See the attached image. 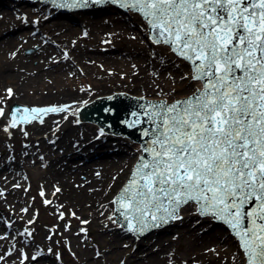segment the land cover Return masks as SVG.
Listing matches in <instances>:
<instances>
[{
	"label": "rangeland",
	"instance_id": "rangeland-1",
	"mask_svg": "<svg viewBox=\"0 0 264 264\" xmlns=\"http://www.w3.org/2000/svg\"><path fill=\"white\" fill-rule=\"evenodd\" d=\"M81 20V24L72 25L71 17L59 18V10L54 9L53 5H45L35 0H13L10 8L0 9V107L5 112V115L0 117V158L3 157V160L0 161V169L5 164L9 166L12 164L15 169L13 174L8 168L1 170L10 175L14 186L8 187L5 180L0 188V220L13 242L26 252H29L26 249L29 244L41 240L39 233L43 230L48 237V244L44 250L34 249L36 250L34 257H52L51 264H88L85 261L86 245L93 244V241H96L97 244L100 238L95 229L96 222H85L89 217L87 209L91 207V202L94 200H103L105 207L107 206L115 215L113 197L130 175L138 158L137 149L134 146L139 143L121 135L108 134L101 130L97 124L79 123L77 113L70 111L67 117L60 121V127L65 130L58 136L53 134L52 139L45 140L39 147L37 144L31 143L32 128L40 125L41 118H44L45 115L27 123L20 122L16 127H10L12 112L23 104L30 108L68 109L72 105L77 106L85 101L94 100L98 96L110 94V92L94 88L91 82L95 79L100 80L103 84H113L114 88H121L115 91L146 97L153 94L155 97L153 99H166L168 102L189 96L196 88L195 83H198L190 78L191 67L185 63L184 59L172 52L170 46L155 45L149 41L147 25L138 14L118 10L81 17ZM122 26L131 34L130 40L123 36L121 41L117 36L109 44L107 41L103 45L104 49H99L96 52L98 55L108 58L107 61L112 64L106 63V67H103V64L98 61L90 60L94 56V53L88 49L94 48L92 43ZM119 47L122 48L118 55L119 60H115L112 56L116 50H119ZM73 51L77 54L87 53L90 57L75 68L72 57L75 52ZM57 52L60 56L56 60L49 65L43 64L47 57H52V53ZM65 53H67V58H65ZM134 54L137 63L135 59H132ZM168 57L172 58L174 66L180 70L173 71L170 67L156 69L154 68L156 63L150 64L158 58L166 59ZM139 61L143 62V66L139 65L140 69L137 66ZM64 63L67 70L74 69V71L68 74L66 70H61L63 71L62 80H58L55 75L43 76L40 79L36 75L37 81L26 85V82L20 79L22 73L15 70L17 66L28 68L27 66L42 64L41 69L44 71L59 67ZM4 64L8 68L6 71L2 69ZM145 69L150 72L149 85L154 91L145 89L146 86H142L143 83L140 81L135 83L134 80H131L135 75L143 73ZM167 72L171 73L172 77L171 74L168 76ZM176 72L177 74L174 75ZM9 80H13V82ZM65 80H72L76 85L72 86L73 90L75 87L77 89L82 87L79 91L85 89L86 93L79 96L77 100L66 101V99H70V96L58 93V89H63L62 83ZM17 87H24L25 91L18 92ZM8 89L12 90L11 96L8 94ZM84 95L85 97H83ZM91 97L93 98L90 100ZM48 114H53V112ZM20 115H23L22 110L17 113V119ZM42 120L51 122L52 119L45 117ZM71 127L76 128L71 129ZM66 128L69 135L64 137L60 144L57 139L65 133ZM87 128H92L91 138L83 134ZM81 134L85 137L84 145L88 146H73V141L77 140ZM67 144L71 146L70 150H67ZM139 145L141 147V144ZM62 146L65 148L60 150ZM28 147H33V150H28ZM47 153H50L48 158L60 156L61 164L71 163L73 165L72 173L68 176H70V185L76 186L78 190L89 187L88 171L85 170L87 164H90L91 174L103 169L101 177L106 178V181L102 192L98 195L100 198L92 199L91 195H87L88 193H79L82 203L80 204V201H77L76 204L73 203L75 208L73 209L67 198L63 197V192H49L45 188L42 189L41 186H35L36 175L24 169L21 166L22 161L25 158H30L29 160L32 162L34 157L40 159ZM32 154H34L33 158H31ZM116 155L125 158L119 163V156ZM107 162L111 164L104 168L103 165ZM50 164L52 163L40 159L34 165L30 163L28 166L44 170ZM76 170H79V173H74ZM48 171L42 174L41 179L47 180ZM67 188L69 189V187ZM41 192H43V196H41ZM20 199H26V202L23 204ZM45 201H49V203L46 204ZM187 206L191 207L192 218L188 220L185 218L186 224L181 227L195 224L194 231L199 240L191 241L189 237L181 235L180 228L173 233L161 234V238L166 239L164 247L167 249L165 248V252L158 261L149 264H168L173 259H179L177 264H243L245 259L243 250L229 230L218 222L199 215L195 204ZM8 208L15 214L14 218L5 215L10 211ZM61 213H63V218H61ZM111 216L113 217V215ZM77 222V226L81 223V238L78 242L70 243L68 233L63 232V228L70 230ZM113 227L116 230V227L121 226L114 222ZM119 231L122 235L119 236L118 247L125 251L137 252L136 241L152 245L155 240L139 239ZM29 233L31 234L29 235ZM4 246L5 250L8 249L6 244ZM93 250L102 254L105 252L104 247L99 244ZM118 259L105 258L91 264H125V258L119 257ZM33 260L40 263L42 261L41 259ZM28 261L30 263V260ZM26 262H14L13 264H26Z\"/></svg>",
	"mask_w": 264,
	"mask_h": 264
},
{
	"label": "snow or ice",
	"instance_id": "snow-or-ice-1",
	"mask_svg": "<svg viewBox=\"0 0 264 264\" xmlns=\"http://www.w3.org/2000/svg\"><path fill=\"white\" fill-rule=\"evenodd\" d=\"M47 2L71 9L103 0ZM119 3L142 14L153 42L188 61L191 80L200 84L182 100L149 103L152 111L141 106L151 125L143 132L147 158L139 157L118 197L121 215L131 231L142 232L181 219L182 206L194 203L199 215L233 230L243 264H264V0ZM22 111L19 119L21 109L12 112L10 127L65 108Z\"/></svg>",
	"mask_w": 264,
	"mask_h": 264
},
{
	"label": "bare ground",
	"instance_id": "bare-ground-1",
	"mask_svg": "<svg viewBox=\"0 0 264 264\" xmlns=\"http://www.w3.org/2000/svg\"><path fill=\"white\" fill-rule=\"evenodd\" d=\"M119 37L120 40L122 41L123 36L126 37L127 40H130V36L131 34L127 32V29L125 30L124 27L122 26L120 29H116L114 31H112L110 34H105L102 37L98 38V40L94 43H92V46L94 48H88L89 50L92 51V53H94V56H92L90 58V60L98 61L99 63L103 64V67H106V63L107 64H112L110 61H107L108 58L103 57L102 55H98L96 52H98L97 50L99 49H104L105 43L108 41V44L110 43V41H113V38L115 37ZM103 46V47H102ZM122 46V45H120ZM124 48V46H122ZM122 48L119 47V50L115 52V54L112 56L113 59L115 60H119V54L121 53ZM75 52V51H73ZM72 52V53H73ZM137 54V53H136ZM78 55V56H77ZM126 55V53H125ZM60 54L59 52L57 53H52V57H47L46 61H44L43 64H50L52 63L54 60L57 59V57H59ZM135 54L132 55V59H135L136 63H137V58H134ZM73 57V62L75 64V68L79 67L81 65L82 62L87 61V59H89L88 57H90V55H88L87 53H83V54H77L75 52V54L72 55ZM112 59V60H113ZM109 60V59H108ZM153 63H156V65L154 66V68L156 69H160L162 67H170L173 71H178L180 70V68L174 66L175 63L172 60V58L168 57L166 59L163 58H158L155 61H153L152 63H150L151 65H153ZM143 66V62L139 61V63L137 64L138 68L140 69L141 66ZM42 64L40 65H36V66H27L26 67H19L17 66L15 68L16 71H20L22 74L20 76V79L26 82L27 84H31L35 81H37V79L42 78L43 76H52L55 75L56 78H58V80H62V75L63 71L66 70L68 74H71L74 69L67 70L66 69V64H62L59 67L56 68H51V69H47L42 71L41 69ZM145 68V67H144ZM3 71L8 70V68L6 67V64L3 65L2 67ZM10 70V69H9ZM63 70V71H61ZM152 70V69H151ZM149 71L147 69H145V71L143 73H140L139 75H135L131 80H134V82L136 83V81H140L143 84H141L142 86H146L145 89L147 90H152L150 88L149 85V80H150V75H149ZM168 76L171 74L169 72ZM176 73H174V75H176ZM36 75H38V78L36 79ZM172 77V74H171ZM10 82H13V80H9ZM18 83V81H16ZM62 82V81H61ZM93 84V87L100 90H104L103 92H113L115 90H119L121 88H114L113 84H103L100 80H94L91 82ZM63 89H58V93L62 94V95H66L67 97L70 96V99H66V101H73V100H77L79 99V96H81L83 93H86L85 89H82V93H80L81 91H79L80 88L82 87H75V90L72 89V86H76L72 80L67 81L65 80L64 83H62ZM195 87H200L199 82L195 83ZM18 92H24L25 88H20L17 87ZM20 90V91H19ZM154 91V90H152ZM85 97V95L83 96ZM148 98H155L153 94L147 95ZM72 98V99H71ZM93 97L90 98V100ZM61 103H64L63 101H60ZM83 103H81L80 105H72L70 107H68V109H65V111L62 112H53V114H44L41 113L39 114V117L45 115V117H51V122L49 121H44L41 122L40 125H37L35 127L32 128V134H31V143L32 144H37L40 147V144L43 143L45 140H50L53 138V134L55 136H58L59 133H62V131L65 130L62 129V127H60V121L64 120L67 115L69 114V112H74L76 113L79 106H81ZM19 108H21V110H23L24 108L27 109H31L29 106H27L26 104H23L21 106H19ZM58 108V107H57ZM23 115H27L25 113H23ZM44 117V118H45ZM42 118V119H44ZM49 123V124H47ZM97 127V126H96ZM76 127L71 129H75ZM67 129V128H66ZM92 128H87L83 134L90 136V134L92 133ZM69 135L68 129L65 131L64 134H62L61 136H59V138L57 139V142L62 144V140L64 139V137H67ZM92 136H90L91 138ZM85 137L81 134L77 140L73 141V146H77V147H81L84 145L83 139ZM88 145H84V147H87ZM71 146H69V144H67L66 148L67 150H70ZM137 149V154H139L141 152V147L139 144L134 146ZM62 148H60V150H62ZM28 150H33V147H28ZM50 151V149H48ZM50 153L45 154L43 157H40V159H45V162H51L52 164H50L48 167H45L44 170H40L39 167L36 168H32L29 167L28 165H30V163H32V165H34L36 162L40 161L39 158H33L34 154L31 155L32 162L31 160L25 158L22 161V167L28 171H30L31 173L35 174V181H34V185L36 186H41V188H45V190L49 191V192H55V193H59V192H63V197H66L67 200L70 202L71 206L74 208L73 203H77V201H80V199H82L81 196H79V193H88L87 195H91V198H95V197H99V193L102 192L103 190V185L105 184L106 178L101 177L102 173H103V169H101L99 172L96 171V173L91 174V169H89L90 164H87L85 167V170L88 171V182L89 187L88 188H83L81 190H78L76 186H71L70 185V176H68V174L72 173V167L73 165L71 163H67V164H61L60 163V156H56V157H52V158H48V155ZM119 156L118 160L119 163L122 162V159H124L125 157H121L120 155H116ZM125 156V155H124ZM3 160V157L0 158V161ZM30 161V162H29ZM105 165H103L104 168H106L107 166H109L111 163L107 162L104 163ZM118 164V163H117ZM56 167H55V166ZM4 168H8L10 170V173L13 174L14 166H9L8 164H5L3 166L2 169H0V188L3 185V182L6 180L8 184V187H12L14 186V184L11 182V178L10 175L6 174V172H2L1 170H4ZM6 169V170H8ZM50 169V170H49ZM49 170V171H48ZM80 170V169H79ZM79 170H76L74 173H79ZM48 171V178L47 180H43L41 179L42 174L46 173ZM69 187V189L67 188ZM51 188V189H50ZM50 189V190H49ZM57 189H59V191H57ZM83 190V191H82ZM21 202H23V204L26 202V199L21 200ZM66 201V200H65ZM66 203V202H65ZM82 202L80 201V204ZM105 201H97L94 200L93 202H91V207L87 209V213L89 214V217L86 218L87 223L94 221L96 222V227L95 229L98 231V235H99V240L92 242L93 244H87L86 245V252H85V261L88 264H91L92 262H96L98 260H103V259H116L119 260V257L125 258V264H149L153 261H158L162 254L165 252V248L164 247V242H166V239L161 238V240H154L152 245H146L144 244V242L142 241H136L135 243L137 244V252H132V250H127L125 251L124 249H120L118 247V245L120 244V238L119 236L122 235V233L119 230H115L113 227V224L115 222V216L114 214H112V212L109 210V208H107V206L105 207ZM108 205V204H107ZM83 208V207H82ZM9 209V208H8ZM9 213L5 214L8 217L14 218L15 214L13 213V211L11 209H9ZM191 211V207L188 208V206H184L181 210V214H184V217L188 219L192 218V211ZM113 215V217L111 216ZM2 220H0V264H13L14 262H24L27 261L26 264H51L52 261V257H45V256H37L35 259H41V263L40 262H34V260L32 259L34 257V255L36 254V250L34 249H38V250H44V248H46L45 246L48 244V237L46 235V233H44L43 230L40 231V235H41V240H37L34 244H29V247L27 246L26 249L29 250V252H26L22 249V247L16 245L11 236L9 234H7V230L6 228L3 226L2 224ZM116 223V222H115ZM189 223V222H188ZM78 222L75 223V225L70 229L67 230L65 228H63V232L68 233L69 236V242L73 243L74 241H79L81 238V231H80V225L77 226ZM195 224H190V225H186L184 227H180V231L179 233L183 236H187L191 239V241L193 239L195 240H199L196 232L194 231L196 228L194 227ZM9 241V242H7ZM6 244L8 246V249L5 250V246L4 244ZM75 243V242H74ZM147 243V242H145ZM102 245L104 247V253H97L96 251H94L93 249H95L97 247V245ZM195 245V244H194ZM167 249V248H166ZM46 252V251H45ZM44 252V253H45ZM96 253V254H95ZM30 260V263L29 261ZM179 261V259H173L172 261L168 262V264H177L176 262Z\"/></svg>",
	"mask_w": 264,
	"mask_h": 264
},
{
	"label": "water",
	"instance_id": "water-1",
	"mask_svg": "<svg viewBox=\"0 0 264 264\" xmlns=\"http://www.w3.org/2000/svg\"><path fill=\"white\" fill-rule=\"evenodd\" d=\"M13 0H0V9L2 8H10ZM42 2L45 5H49L51 3L47 2V0H36V2ZM109 5V6H105ZM105 6V7H102ZM117 6V7H116ZM100 7V8H96ZM120 7V8H119ZM81 8H96L92 10H82ZM61 11H59V18H66V17H71V23L72 25L75 24H81L82 20L81 17H86V16H92V15H97V14H102V13H107V12H113V11H123L125 10L128 11L129 9H126L124 7L120 6L119 0L117 3H112L110 0H103L102 3L95 4V3H89L87 6L83 7H76V8H71V9H81V10H76V11H67L63 12L65 10H69V8H57ZM123 9V10H122ZM128 11L131 13H137L142 16V14L136 12V11ZM144 19V17L142 16ZM145 20V19H144ZM146 21V20H145ZM147 22V21H146ZM149 28V36L151 40L153 41V33ZM185 63L189 65V63L185 60ZM197 88V87H196ZM152 99V98H150ZM184 99V98H182ZM179 99V100H182ZM160 101H166V100H148L144 97H136L132 96L126 93H115L111 96H102L97 98L95 101L91 102L89 105L83 107L80 116L82 120H89V121H94L99 123L104 129L108 131H113L118 134H122L124 136H128L135 140L136 142H141L142 146L145 145V140L150 139L149 137H144L143 132L145 129H149L151 125L147 122L148 118L144 115V110L147 108V105L149 103H158ZM170 104V103H169ZM141 106H145V108H142ZM147 111H152V109L147 108ZM136 112L137 115L133 116L132 113ZM133 121H137V123L133 124ZM142 155L147 158V153H143ZM137 164V163H136ZM135 168V166H134ZM134 168L132 172L134 171ZM132 172L130 174V177L132 175ZM129 179L127 182L124 183L123 188L119 191L117 194L115 200H116V213L118 216V221L126 228H129L128 220L125 219L124 215H121V213L124 211L123 205L119 202L118 197L121 194L122 190L124 187L128 184ZM117 193V192H116ZM191 204V203H189ZM188 205V204H187ZM186 206V205H184ZM182 206V207H184ZM180 212V211H179ZM182 217L178 221L175 222L176 219H170L166 223H162L161 226H170L173 224L171 227H165L162 229H157L159 227H148L144 229L142 232H134L138 234L141 237H146L148 236L152 231L157 229V231H154L150 236L143 238V239H156V240H161V234H166V233H173L176 231L178 228L186 224V220L184 215L180 216ZM212 219L211 217H208ZM214 220V219H212ZM215 221V220H214ZM218 221V220H217ZM216 221V222H217ZM219 224L223 225L222 221H218ZM135 224V221L132 222ZM226 225V224H225ZM224 226V225H223ZM245 226H247V222H245ZM117 229L126 232L130 235H133L137 237L134 233H130V231L125 230L123 227H116ZM226 228H228L233 235L234 232L233 230L226 225ZM236 236V235H235ZM138 238V237H137ZM238 239V237L236 236ZM239 240V239H238Z\"/></svg>",
	"mask_w": 264,
	"mask_h": 264
}]
</instances>
